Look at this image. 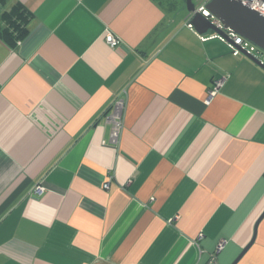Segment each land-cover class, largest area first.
I'll return each instance as SVG.
<instances>
[{
    "label": "crops",
    "instance_id": "0c3cea01",
    "mask_svg": "<svg viewBox=\"0 0 264 264\" xmlns=\"http://www.w3.org/2000/svg\"><path fill=\"white\" fill-rule=\"evenodd\" d=\"M18 4L27 35L0 38V264H206L222 241L219 264H264V69L182 0L2 9Z\"/></svg>",
    "mask_w": 264,
    "mask_h": 264
},
{
    "label": "water",
    "instance_id": "95a60500",
    "mask_svg": "<svg viewBox=\"0 0 264 264\" xmlns=\"http://www.w3.org/2000/svg\"><path fill=\"white\" fill-rule=\"evenodd\" d=\"M201 3H205L204 8L219 19L226 30L244 37L264 51V15L236 0H186L189 23L197 33L204 35L213 31L227 42L232 41L226 31L219 29L198 10ZM243 54L264 69V62L257 56L245 51Z\"/></svg>",
    "mask_w": 264,
    "mask_h": 264
},
{
    "label": "built area",
    "instance_id": "2783aa9c",
    "mask_svg": "<svg viewBox=\"0 0 264 264\" xmlns=\"http://www.w3.org/2000/svg\"><path fill=\"white\" fill-rule=\"evenodd\" d=\"M236 1L264 15V0H236ZM204 5L205 3H201L199 5L198 10L202 11L212 21V23L215 24L219 29L226 31L228 37L232 41L228 43L232 49L233 55L235 56L241 55L243 54V51H245L249 54H253L256 56V54L261 50L259 49L258 46H256L249 40L245 39L244 37L230 30H226L222 22L216 17L212 16L210 12L204 8ZM215 36H219V35L216 34ZM106 41L113 48L119 46V44L121 43V40L109 31L106 34ZM227 78L228 75H225L224 77H221L214 81L213 87L208 91L207 103L218 94L220 88L224 85ZM124 105H125L124 98L123 97L117 98L112 103L111 106L113 108L112 113L109 115H105V121L107 123H111L112 125V137L114 141L118 140L123 129L122 110L124 108ZM42 190L43 189L41 188V186L36 187V192L40 193ZM224 245H225V241H222L220 245L217 247V249H215V251L211 253L210 258L206 264H219L218 253L221 251Z\"/></svg>",
    "mask_w": 264,
    "mask_h": 264
},
{
    "label": "trees",
    "instance_id": "16d2710c",
    "mask_svg": "<svg viewBox=\"0 0 264 264\" xmlns=\"http://www.w3.org/2000/svg\"><path fill=\"white\" fill-rule=\"evenodd\" d=\"M0 0V38L11 46H15L27 35L29 12L23 5H15L10 10L2 9Z\"/></svg>",
    "mask_w": 264,
    "mask_h": 264
},
{
    "label": "rangeland",
    "instance_id": "374dc122",
    "mask_svg": "<svg viewBox=\"0 0 264 264\" xmlns=\"http://www.w3.org/2000/svg\"><path fill=\"white\" fill-rule=\"evenodd\" d=\"M182 1H183V4H184L185 9H186V11H187L186 0H182ZM193 1L195 2V1H197V0H193ZM256 56H257L259 59H261V60L264 61V51L260 50V51L256 54Z\"/></svg>",
    "mask_w": 264,
    "mask_h": 264
}]
</instances>
